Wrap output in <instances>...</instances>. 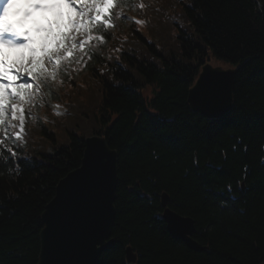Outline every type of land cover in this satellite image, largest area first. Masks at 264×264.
<instances>
[{"label": "trees", "instance_id": "1", "mask_svg": "<svg viewBox=\"0 0 264 264\" xmlns=\"http://www.w3.org/2000/svg\"><path fill=\"white\" fill-rule=\"evenodd\" d=\"M130 9L153 40L124 25ZM113 19L104 42L81 53L83 67L68 58L60 89L71 113L55 123L27 116L19 139L0 126V264L37 262L44 205L92 134L118 156L113 242L97 264H131L128 244L134 264H264V0H120ZM206 61L237 68L220 118L187 101ZM162 191L194 219L203 250L170 236Z\"/></svg>", "mask_w": 264, "mask_h": 264}, {"label": "water", "instance_id": "2", "mask_svg": "<svg viewBox=\"0 0 264 264\" xmlns=\"http://www.w3.org/2000/svg\"><path fill=\"white\" fill-rule=\"evenodd\" d=\"M235 73L233 67L204 63L187 93L190 108L207 118L222 117L232 108ZM198 80L200 88L194 92ZM92 158L96 163L81 172ZM70 176L73 179L69 183ZM117 182V151L108 146L103 136L86 137L79 166L57 182L53 197L41 212L36 264L42 261L48 264L54 260L65 264H97L100 252L113 242L111 233ZM53 201L56 202L54 206ZM168 202L169 195L162 192V217L168 233L182 240L188 248L203 250L204 246L193 238L194 219L175 212L167 206ZM125 255L127 261H136L137 255L130 245L126 246Z\"/></svg>", "mask_w": 264, "mask_h": 264}, {"label": "snow or ice", "instance_id": "3", "mask_svg": "<svg viewBox=\"0 0 264 264\" xmlns=\"http://www.w3.org/2000/svg\"><path fill=\"white\" fill-rule=\"evenodd\" d=\"M11 2H19L22 8L16 19H5L6 4ZM114 2L115 0H6L0 9V117L5 114L6 99L23 102L29 89H39V84L32 82L41 78L46 81V62L59 67L62 59L69 58L62 57L61 53H73L77 43L81 50H85L86 45L93 40L104 42L107 29L112 27L109 14ZM101 29L104 30L102 35H88L86 40L77 41L76 33H92ZM5 48L17 50V58L9 62L3 51ZM24 76L30 82H24ZM199 88L198 80L193 91ZM11 106L15 112L17 105L13 103ZM95 163L94 158L88 160L80 171H85ZM72 179L70 176L68 182ZM55 203L53 201V206ZM48 264L65 262L54 260Z\"/></svg>", "mask_w": 264, "mask_h": 264}, {"label": "rangeland", "instance_id": "4", "mask_svg": "<svg viewBox=\"0 0 264 264\" xmlns=\"http://www.w3.org/2000/svg\"><path fill=\"white\" fill-rule=\"evenodd\" d=\"M67 11V9H66ZM130 13H133V11H131ZM129 22V16L127 15V20L125 22V25H127ZM77 35V41L79 42L80 40H86L88 38V35H90V33H76ZM38 46V45H37ZM76 48H80L79 47V43H77V47ZM4 53L8 59L9 62H11L13 59L17 58L18 56V52L15 49H10V48H5ZM63 53H61V55H63ZM63 68V73H61L59 67H57L55 64H53L52 62H46L45 63V67L47 69V76L50 78L51 80V88L53 92H56L59 88V84L62 80V77L66 74V68H64V64L62 62H60V65ZM24 82H30L29 78H23ZM34 84L38 83L41 84L44 87V93H42L44 95V101L48 102L50 100V95L51 92L50 90L45 86L44 82L42 81V78L38 81L32 82ZM39 89L37 88H32L28 90V95L25 98V107L28 106H34L35 103L37 101H41V97L39 95ZM15 103L17 105L15 112H13V108H12V104ZM38 109V111H37ZM37 109H31L28 110L29 112V116L31 118L36 117L40 111L41 113H43L45 111V108L43 106V104L38 105ZM27 113L26 109L22 107L20 101L17 100H13V99H6L5 100V114L3 117H0V124H2V126L4 127V129L8 130L10 128V125L12 124H17V128H18V133L17 136H20V134L23 132V123L21 122L22 120L24 121V116ZM18 122V123H17Z\"/></svg>", "mask_w": 264, "mask_h": 264}, {"label": "clouds", "instance_id": "5", "mask_svg": "<svg viewBox=\"0 0 264 264\" xmlns=\"http://www.w3.org/2000/svg\"><path fill=\"white\" fill-rule=\"evenodd\" d=\"M22 5L19 2H11L6 4L5 19H16Z\"/></svg>", "mask_w": 264, "mask_h": 264}]
</instances>
